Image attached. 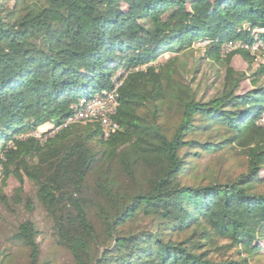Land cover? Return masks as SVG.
I'll list each match as a JSON object with an SVG mask.
<instances>
[{
    "label": "trees",
    "instance_id": "1",
    "mask_svg": "<svg viewBox=\"0 0 264 264\" xmlns=\"http://www.w3.org/2000/svg\"><path fill=\"white\" fill-rule=\"evenodd\" d=\"M257 27L264 0H0V204L43 211L73 264H264V63L244 48L221 54L254 43ZM204 40L195 72L202 59L224 68L207 100L177 80ZM235 55L255 71L236 69ZM119 69V129L105 139L98 121L63 126ZM45 124L54 128L32 133ZM230 150L245 172L200 178L202 158ZM42 235L31 217L4 231L0 264L16 250L44 264Z\"/></svg>",
    "mask_w": 264,
    "mask_h": 264
},
{
    "label": "rangeland",
    "instance_id": "2",
    "mask_svg": "<svg viewBox=\"0 0 264 264\" xmlns=\"http://www.w3.org/2000/svg\"><path fill=\"white\" fill-rule=\"evenodd\" d=\"M205 44L202 42H197L194 45L193 51H188L187 56L183 55L180 63L181 69L180 74L177 76V80L181 81L183 84H190L192 90L197 94L198 98H203L205 100L211 98L222 82V74H224L223 65L220 62H216L215 59H202L201 67L198 72H195V66L197 65L196 60H198L204 53L203 48ZM171 56L170 53H166L160 61H165ZM233 66L240 70L246 72L255 71L256 64L249 67V64L239 55H235L233 58ZM254 67V68H253ZM249 86L248 81H244L242 90H246ZM170 104L165 105L166 115L165 121L167 124L175 126L179 122L180 113L174 109H170ZM263 121V120H262ZM52 124H45L41 126L37 131L32 133L39 134L45 131L53 129ZM25 135V134H20ZM2 140L0 139V142ZM1 152V151H0ZM247 170L246 158L245 156L235 152V151H225L217 154L206 155L199 161V167L197 173L200 176L210 177L212 175L218 176L222 181L228 178H234L240 173ZM0 186H2V181L0 178ZM19 183L15 179H10L5 187V191L9 198H14L16 196V188ZM29 183L26 184V189H29ZM31 217L39 222L41 229L43 230L42 240V254L41 261L44 264H73L71 255L62 248H59L54 244V241L49 233V225L45 218V214L40 209H37L32 215L29 214L27 208L24 205L16 207L14 211L6 209L0 204V244L1 238L3 237V232L8 230H15L16 227L25 219ZM141 226H151V219L139 216L134 222ZM128 229V228H126ZM264 247V240L261 242ZM16 257L12 259L9 263L5 264H26L27 257L20 255L18 250L15 251Z\"/></svg>",
    "mask_w": 264,
    "mask_h": 264
},
{
    "label": "built area",
    "instance_id": "3",
    "mask_svg": "<svg viewBox=\"0 0 264 264\" xmlns=\"http://www.w3.org/2000/svg\"><path fill=\"white\" fill-rule=\"evenodd\" d=\"M253 35L256 41L252 44H247L243 42H227L221 47V54L223 56L236 51L239 48H244L250 51L251 55L255 57V62L257 64L264 63V39L260 37L261 33H264V28H254ZM205 45L209 43L208 40L201 41ZM200 43V42H199ZM124 70L119 69L114 76V87L109 91H104L103 93L96 94L93 98L89 100H84L81 107L76 108V112L71 115L63 124L67 126L68 124L74 122H86V121H98L100 122L103 135L105 139H108L112 134H114L119 129V123L114 119L119 108V88L121 87L125 76ZM124 76V77H123ZM264 122V114L262 117ZM34 134V133H33ZM40 137L41 133L35 134ZM11 142L8 143L10 145ZM0 159H4L3 150L0 149ZM3 172V163L0 160V176Z\"/></svg>",
    "mask_w": 264,
    "mask_h": 264
}]
</instances>
